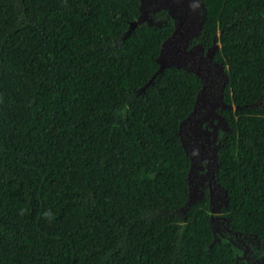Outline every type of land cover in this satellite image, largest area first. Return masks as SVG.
<instances>
[{
    "label": "trees",
    "instance_id": "1",
    "mask_svg": "<svg viewBox=\"0 0 264 264\" xmlns=\"http://www.w3.org/2000/svg\"><path fill=\"white\" fill-rule=\"evenodd\" d=\"M202 1L234 106L219 225L187 203L201 80L158 70L166 11L131 26L141 0H0V264H264V0Z\"/></svg>",
    "mask_w": 264,
    "mask_h": 264
},
{
    "label": "flooded vegetation",
    "instance_id": "2",
    "mask_svg": "<svg viewBox=\"0 0 264 264\" xmlns=\"http://www.w3.org/2000/svg\"><path fill=\"white\" fill-rule=\"evenodd\" d=\"M177 1V5L173 7L168 5L155 7L157 3L154 4V1L152 3L153 11L164 9L172 19L174 28L168 38L174 39L177 34L182 36V43L176 49L181 56L171 62L198 75L201 80L194 108L180 125V132L188 152L186 153L191 158L187 177L188 200L207 202L213 214L211 221L219 225V220L226 218L224 211L227 201L225 190L216 176L219 150L225 133L229 131L223 110L234 106L224 99L227 81L226 64L215 57L219 46L216 34L205 37L203 32L206 18L203 1ZM144 3L145 8L141 11L140 19L150 20L149 8H147L149 0H144ZM244 256L249 258L245 253Z\"/></svg>",
    "mask_w": 264,
    "mask_h": 264
},
{
    "label": "water",
    "instance_id": "3",
    "mask_svg": "<svg viewBox=\"0 0 264 264\" xmlns=\"http://www.w3.org/2000/svg\"><path fill=\"white\" fill-rule=\"evenodd\" d=\"M150 1V0H149ZM154 1L156 4L155 7H161V6H170V7H173V6H176L178 1L177 0H152ZM141 11L145 8V3H144V0H141ZM154 10V9H153ZM141 18V16H139L135 21H133L131 23V26H133L135 24L136 21H139ZM175 34V32L173 33V35ZM182 43V36H180L179 34H177L174 39H169L167 38L163 44H162V47H161V51H160V54L159 56L157 57V61L159 63V67H158V70H161L163 67L165 66H168V65H176L178 67H181L180 65L178 64H175V63H172L171 61L175 58H179L181 56V54L177 53V50L179 48V45ZM181 128L179 129V135H180V138H181V142H182V145L185 149V151L187 152L186 150V147H185V144H184V141H183V137H182V133L180 132ZM188 153V152H187ZM190 158V157H189ZM190 161H191V158H190ZM190 168V167H189ZM190 170V169H189ZM189 172V171H188ZM188 177V175H187ZM227 195L226 191H225V196ZM187 203H192V200L189 199L187 201ZM227 204V201L225 203V205Z\"/></svg>",
    "mask_w": 264,
    "mask_h": 264
}]
</instances>
